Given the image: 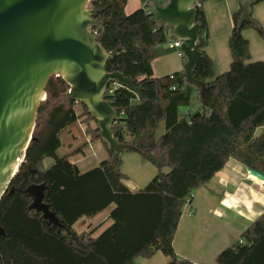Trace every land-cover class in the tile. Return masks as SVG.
I'll return each mask as SVG.
<instances>
[{
	"label": "trees",
	"instance_id": "trees-1",
	"mask_svg": "<svg viewBox=\"0 0 264 264\" xmlns=\"http://www.w3.org/2000/svg\"><path fill=\"white\" fill-rule=\"evenodd\" d=\"M127 2L91 0L90 7L100 11L95 18L103 22L94 31L106 51L122 47L107 71L132 77L142 87L144 101L120 86L107 91L105 99L121 110L115 121L117 140L144 151L158 173L144 189L132 192L128 176L120 171L122 160L117 162L118 171L109 167L112 153L95 136L98 127L93 138L108 151L98 167L82 171L69 156H61V137L79 121L74 106L81 103L61 101L66 83L51 78L33 141L0 201V264H135L137 258L150 259L158 252L171 259L169 264H193L180 259L173 245L183 208L193 201V193L230 159L264 176V135L256 136L257 129L264 127V60L251 62L250 43L243 31L253 26L237 29L242 9L233 15L230 70L217 75L206 52L208 25L199 7L204 25L200 50L205 57L195 77L207 86V103L191 115L186 109L197 105L199 94L185 84L184 73L161 78L153 74L152 62L171 52L164 48L165 32L154 31L155 21L143 7L126 14ZM257 31L264 41V29L259 26ZM161 124L164 132L159 135ZM82 153L83 149L76 150ZM48 158L54 163L45 170ZM33 186H44L43 202L59 225L31 209L34 199L26 190ZM108 210L107 220L99 226L76 230L82 219H94ZM110 220L112 224L94 237ZM217 264H264V216L219 254Z\"/></svg>",
	"mask_w": 264,
	"mask_h": 264
},
{
	"label": "water",
	"instance_id": "water-1",
	"mask_svg": "<svg viewBox=\"0 0 264 264\" xmlns=\"http://www.w3.org/2000/svg\"><path fill=\"white\" fill-rule=\"evenodd\" d=\"M205 1L166 0L164 4H147L157 28L171 27L175 39L182 42L184 81L197 89L203 106L207 103V86L196 79L195 72L205 57L200 50L204 25L198 17L199 5ZM90 2L0 0V201L33 141L39 109L53 77L66 83L63 101L83 104L97 122V137L112 153L109 167L118 171L117 162L124 153L135 152L145 158L144 151L133 144L119 142L115 136V121L121 110L105 99L108 88L111 85L127 88L138 100L144 101L142 87L120 71H107L109 61L122 47L108 52L93 34L103 22L95 18L100 11L91 8ZM260 2L264 0H241L239 31L244 24L259 28L252 13ZM249 171L264 182L263 175ZM26 192L34 199L31 209L42 213L51 224L59 225L56 215L43 202L44 186L29 187Z\"/></svg>",
	"mask_w": 264,
	"mask_h": 264
},
{
	"label": "crops",
	"instance_id": "crops-1",
	"mask_svg": "<svg viewBox=\"0 0 264 264\" xmlns=\"http://www.w3.org/2000/svg\"><path fill=\"white\" fill-rule=\"evenodd\" d=\"M129 2L130 0L127 6ZM240 4L241 0H207L201 4L209 34L206 52L214 61L217 75L228 72L232 64L229 38L234 25L233 15L241 9ZM134 7H138L137 10L142 8L141 0L133 1L130 8ZM252 17L258 26L264 29V2L253 7ZM243 36L250 43L251 62L263 61L264 41L257 29L254 27L245 29ZM184 64V58L177 52L171 51L152 62L154 77L184 73ZM201 107L198 101L197 105L195 104V111H200ZM161 131H164L163 124L159 129V132ZM261 135H264V127L256 131V136ZM100 144L103 148L101 163L108 158V151L102 143ZM124 154L120 171L129 178L128 188L132 192L140 191L158 171L141 155ZM79 163L81 162H75L78 167H80ZM82 171L88 170L82 169ZM133 175L136 176V180ZM109 212L110 210L91 220L82 219L76 225L82 228L78 232L89 231L99 226L107 220ZM262 216H264V182L251 175L244 165L230 159L223 170L206 186L193 193L192 203L184 206L173 243L175 252L180 259L189 260L193 264H217L219 254L239 242L242 234ZM99 231L102 230H98L94 237L101 233ZM170 262L169 257L158 252L150 259L137 258L135 264H169Z\"/></svg>",
	"mask_w": 264,
	"mask_h": 264
},
{
	"label": "rangeland",
	"instance_id": "rangeland-1",
	"mask_svg": "<svg viewBox=\"0 0 264 264\" xmlns=\"http://www.w3.org/2000/svg\"><path fill=\"white\" fill-rule=\"evenodd\" d=\"M133 1L135 0H130L129 6H127L125 9V13L129 14V12H134L135 10H137L138 7H134L133 9L130 8ZM136 1H139V0H136ZM61 101H63V99H61ZM65 103H67V101ZM74 110L76 111L78 115H80V119L74 126H72L66 132L63 133L61 137L62 148L59 151V154L61 156H69L72 162L80 161L81 163H79L80 164L79 168L81 170L82 169L89 170V169L98 167L100 165L101 149H103L100 143L102 142L94 140L93 137H94V132L97 130V124L96 122L92 120L91 117L88 116L87 111L84 110L83 106L81 104H76L74 106ZM195 110H196L195 104L192 105V107L186 109V111H188L191 115L195 113ZM163 132L164 131L159 132V135L163 134ZM95 136H97V133ZM90 144L92 145L90 146ZM78 149H83V153L76 154V150ZM130 153H132L133 155H136L133 152H130ZM123 156L121 157V159L123 158ZM53 163H54L53 159H50V158L46 159L43 163L44 169L45 170L49 169L53 165ZM148 165L150 166V164ZM150 167L152 168V166ZM156 175H154V177ZM154 177H151L149 179V182ZM133 178H135L136 180V176L133 175ZM110 222L112 221L110 220L109 223H105L100 228V230L102 231H99V232L102 233L106 228H108L112 224ZM81 229L82 228H80L79 226L76 227L77 231Z\"/></svg>",
	"mask_w": 264,
	"mask_h": 264
},
{
	"label": "built area",
	"instance_id": "built-area-1",
	"mask_svg": "<svg viewBox=\"0 0 264 264\" xmlns=\"http://www.w3.org/2000/svg\"><path fill=\"white\" fill-rule=\"evenodd\" d=\"M149 2H154L156 4H164L166 2V0H149L147 2V4ZM147 4H145L143 6V9L145 10V12L148 15H151L152 16V19L154 20V17H153V14H152V10L147 7ZM199 7H201V5H199ZM94 30H93V34L95 36H97L98 33L96 31H94ZM158 30H163L165 32V34H166L167 41H166V43L164 45V48L167 49V50H169V51L177 52L179 55L182 56V54L180 52V46H181L182 42L180 40L175 39L174 34H173V29L171 27H169V26H163L161 29H158L157 26H156V22H155V29H154V31H158ZM116 86H118V85H111V87H109L107 91H109V93H112L113 89ZM45 99H46V97H45ZM183 114L184 115H187V112L184 111ZM192 199H193V196H192ZM190 204H191V201H189L187 203V205H190Z\"/></svg>",
	"mask_w": 264,
	"mask_h": 264
}]
</instances>
